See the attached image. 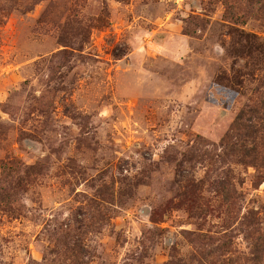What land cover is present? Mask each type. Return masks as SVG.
Segmentation results:
<instances>
[{
  "label": "rangeland",
  "instance_id": "374dc122",
  "mask_svg": "<svg viewBox=\"0 0 264 264\" xmlns=\"http://www.w3.org/2000/svg\"><path fill=\"white\" fill-rule=\"evenodd\" d=\"M251 131L264 0H0V264H264Z\"/></svg>",
  "mask_w": 264,
  "mask_h": 264
},
{
  "label": "trees",
  "instance_id": "16d2710c",
  "mask_svg": "<svg viewBox=\"0 0 264 264\" xmlns=\"http://www.w3.org/2000/svg\"><path fill=\"white\" fill-rule=\"evenodd\" d=\"M251 133H253L254 137L251 135L249 146H246L243 140L238 141L236 146L238 151L243 153L242 162L255 167L257 162L260 161L259 159L264 161V136L259 134L258 131H251Z\"/></svg>",
  "mask_w": 264,
  "mask_h": 264
}]
</instances>
